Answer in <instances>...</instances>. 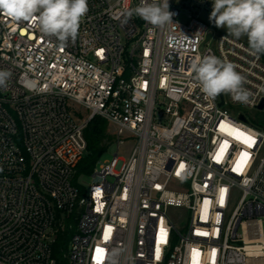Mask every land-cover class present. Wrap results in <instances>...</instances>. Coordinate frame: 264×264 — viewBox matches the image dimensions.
Instances as JSON below:
<instances>
[{
    "label": "built area",
    "instance_id": "obj_1",
    "mask_svg": "<svg viewBox=\"0 0 264 264\" xmlns=\"http://www.w3.org/2000/svg\"><path fill=\"white\" fill-rule=\"evenodd\" d=\"M207 1L168 0L173 24L154 27L125 19L140 0H88L65 47L0 13V70L12 73L0 88V264H96L97 247L103 264H264V131L238 109L264 100V57L215 36L189 8ZM209 54L237 66L248 103L194 86L190 65ZM95 116L114 125L117 151L87 186L75 176Z\"/></svg>",
    "mask_w": 264,
    "mask_h": 264
},
{
    "label": "clouds",
    "instance_id": "obj_2",
    "mask_svg": "<svg viewBox=\"0 0 264 264\" xmlns=\"http://www.w3.org/2000/svg\"><path fill=\"white\" fill-rule=\"evenodd\" d=\"M88 0H0V13L14 21H33L39 31L54 37L60 47L77 38L82 18L88 13ZM125 19L138 16L154 27L173 24L168 0H140L124 10ZM209 20L225 28L228 36L247 37L255 56L264 54V0H212ZM223 39V38H222ZM236 65L209 54L197 57L190 65L194 86L205 99L214 101L230 94L234 102L248 103L251 93L244 87L246 78ZM12 73L0 70V88H6Z\"/></svg>",
    "mask_w": 264,
    "mask_h": 264
},
{
    "label": "rangeland",
    "instance_id": "obj_3",
    "mask_svg": "<svg viewBox=\"0 0 264 264\" xmlns=\"http://www.w3.org/2000/svg\"><path fill=\"white\" fill-rule=\"evenodd\" d=\"M193 4V3H192ZM189 4V8L194 10L195 13H198L199 16L207 22L209 26V30L211 32L215 33V36L221 33H227V30L225 28H217L213 22L209 20L210 13L212 11V0L207 1V6L200 7L199 5ZM244 41H247V37H241ZM213 46H215V40L212 43ZM128 47L130 45H127ZM70 109L77 117H80L82 119L87 118L89 116L90 110L85 108L83 105L76 103L74 101L70 102ZM241 110L247 119L250 120L253 124L257 125L260 129L264 131V109H254V108H238ZM237 109V110H238ZM105 133L103 138V143L107 146V151L103 153L101 156V160H107L112 158L114 153L117 151V145L116 143V135H115V127L112 123H110L108 120H105ZM126 143L123 147L120 149V154L126 155L128 153V149L132 144L136 142V138L134 136H129L128 138H125ZM88 153V151H87ZM79 180L81 182H84L87 186L92 182V178L90 175L83 174L79 177Z\"/></svg>",
    "mask_w": 264,
    "mask_h": 264
},
{
    "label": "trees",
    "instance_id": "obj_4",
    "mask_svg": "<svg viewBox=\"0 0 264 264\" xmlns=\"http://www.w3.org/2000/svg\"><path fill=\"white\" fill-rule=\"evenodd\" d=\"M262 55L264 57V54ZM105 120L106 119L103 117L95 116L89 121L86 127L85 136L88 142V153L77 167L75 176L76 181L83 174L91 175L99 160H101V156L107 151V146L103 143ZM70 235V231L66 232L65 235H59L54 246V256L58 258L61 263L64 262L62 251L66 250Z\"/></svg>",
    "mask_w": 264,
    "mask_h": 264
},
{
    "label": "snow or ice",
    "instance_id": "obj_5",
    "mask_svg": "<svg viewBox=\"0 0 264 264\" xmlns=\"http://www.w3.org/2000/svg\"><path fill=\"white\" fill-rule=\"evenodd\" d=\"M235 133V138L240 140L242 143L248 145L249 147L253 146L255 144V139L249 135H246L243 132H240L238 130H233ZM249 157V154L247 152L241 153V161L238 162L237 167H242V164L246 162L247 158ZM183 167V165H181ZM104 249L97 247L95 250L94 260L96 261V264H103V255H104ZM159 249H157V252Z\"/></svg>",
    "mask_w": 264,
    "mask_h": 264
},
{
    "label": "water",
    "instance_id": "obj_6",
    "mask_svg": "<svg viewBox=\"0 0 264 264\" xmlns=\"http://www.w3.org/2000/svg\"><path fill=\"white\" fill-rule=\"evenodd\" d=\"M211 37V33H208L207 35V40ZM259 109H264V100L262 103L259 105ZM243 119L245 118L244 116H241Z\"/></svg>",
    "mask_w": 264,
    "mask_h": 264
}]
</instances>
